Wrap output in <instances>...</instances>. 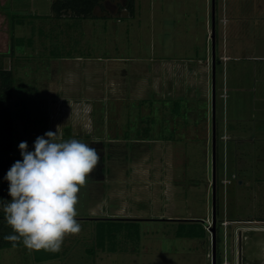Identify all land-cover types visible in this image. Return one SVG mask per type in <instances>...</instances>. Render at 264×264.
<instances>
[{
  "label": "rangeland",
  "instance_id": "rangeland-1",
  "mask_svg": "<svg viewBox=\"0 0 264 264\" xmlns=\"http://www.w3.org/2000/svg\"><path fill=\"white\" fill-rule=\"evenodd\" d=\"M50 3L0 1L10 37V49L4 33L0 38V67L12 69L13 97L29 102L26 118L13 123L15 161L22 160L20 142L26 141L31 151L37 136L56 130L65 140L75 138L94 148L99 161L78 192L81 231L66 236L58 255L45 264H211L212 63L207 59L202 70L192 67L201 65L197 58L204 57L205 44L212 49V14L210 32L202 33L204 1L134 0L130 15L123 7L126 0H103L94 9L96 16L66 14L64 20L49 19ZM218 11L219 4L216 39ZM181 57L192 58L185 79L180 77L183 64L174 69L187 95L167 97L164 72L153 78L148 66L153 60L176 63ZM233 65L226 61L223 71L216 62L214 72L215 249L220 264H233L232 256L236 264L230 216H264L263 201H248L256 177L262 176L254 167L236 170L246 181L239 186L242 200L235 204L227 196L231 141L220 137L222 115L228 122L238 114L241 123L264 122V109L238 111L230 103L227 109L225 101L223 109L219 91L224 75L233 80ZM238 67L254 87L249 65ZM153 79L158 81L157 96L148 91ZM256 85L264 88V78ZM246 94L254 95L252 90ZM142 136L157 140H135ZM258 146V139L238 144L246 155ZM190 218L205 223L203 236L177 234L188 227L181 222ZM99 230L105 235L102 245ZM246 233L250 244L245 255L260 258L264 230ZM40 252L49 251H29L22 243L4 246L0 264H40L35 258Z\"/></svg>",
  "mask_w": 264,
  "mask_h": 264
},
{
  "label": "crops",
  "instance_id": "crops-1",
  "mask_svg": "<svg viewBox=\"0 0 264 264\" xmlns=\"http://www.w3.org/2000/svg\"><path fill=\"white\" fill-rule=\"evenodd\" d=\"M0 1L3 2L4 0ZM203 1L204 29L202 33L204 34V31L207 30L210 25V14L212 13V8L210 4L211 0ZM218 4V12L220 14L221 23L218 30L219 38L217 36L216 39L217 32H215L214 36V51L216 41L219 45V52H215V56L218 57L217 62L222 64L223 71L226 61L231 60L236 64L233 65L232 70L233 80H230L227 75H224L222 78L219 96L222 98L223 109H225L224 105L226 104L227 107L229 106V103L231 108H234V110L238 111L244 110L246 108L248 110L264 109V88L259 87L260 89H258V87H256L257 79L262 80L264 78V75L260 73V71H262L264 68V0H214V12ZM46 13L50 16L49 19L64 20L66 18H64V16H66L65 14L59 17L54 16L52 14L51 8ZM5 18V13L0 9V33H2L0 34V36L2 35L0 38L3 37L4 33L5 38L8 39L7 43L10 49V37L8 33L9 27ZM5 21L6 23H3ZM208 31L209 30H207V33ZM204 48V57L197 58V62H202L201 65L195 63L193 66L189 65L192 58L181 57L176 61V63H173L172 60L170 61L167 58H164L163 60H153L151 65L148 66V73H152L153 78H156L157 72H164V91L167 94V97L173 95L185 97L187 95L186 87H184L185 84L182 83L183 80L180 81L181 83L178 85L179 80L177 81L178 76L176 75L178 69L175 73L174 69L179 63L180 65L183 64L182 70H180V77L184 75L182 76V79L188 77L186 72H188L190 66L194 67V69L197 68L198 70L201 68L202 70L204 68V61L207 59L211 61L210 47L208 48V45L206 47L205 44ZM9 51L10 50H8V52ZM237 64L238 66L239 64L249 65L250 71H252V79H255L254 87L251 89L244 79L245 73L239 70L241 65L238 67ZM157 82V79H153L150 84L151 86H149L150 88L148 89V91L152 92L155 96H157ZM249 90H252L254 95L248 97L246 93L249 92ZM214 91L216 93L215 86ZM224 101L226 102L225 104ZM232 119L230 122H228V116L225 115L224 117V115H222L220 134L223 142L225 140L231 141L230 145H226L228 147L227 151L230 152V160L226 161L225 169L231 173V178L226 182L228 199H230L235 204L242 200V197H240L238 193L240 191L239 186L245 184L246 181L245 179L238 177V173L236 171L237 168H244L247 170V168L254 167V172L262 176L256 177L254 184L251 186L252 193L251 196H248V201L249 203L253 202V204H255V201L264 202V146L261 145V141H264V122L254 123L257 126H252L248 123H241L239 121L241 120L239 114L237 117H234L233 121ZM246 128L248 129L246 130ZM256 139L259 140V146L256 151H252L253 153L248 152L246 155L247 151L244 153L246 149L241 150L238 147V144L243 141L254 142ZM135 140L155 141L157 139L149 138V136H142L135 137ZM251 157L253 158V161H251ZM233 181H235L238 185L236 186ZM230 221L232 222V252L234 253V257H236V264H242V261H244V264H255L258 261H264V245H262V256H259L260 258L256 257L254 254L248 257L245 255L249 250L248 246L250 244L249 242H246V232L251 229L264 230V216H255V214H251V216H248V218L230 216ZM232 262L235 264V261H233V256Z\"/></svg>",
  "mask_w": 264,
  "mask_h": 264
},
{
  "label": "clouds",
  "instance_id": "clouds-1",
  "mask_svg": "<svg viewBox=\"0 0 264 264\" xmlns=\"http://www.w3.org/2000/svg\"><path fill=\"white\" fill-rule=\"evenodd\" d=\"M47 137V138H45ZM22 160L7 171L11 200L0 203L11 232L4 240L29 251L58 252L66 236L77 235L78 192L98 164L97 151L78 139H63L56 130L37 136L33 150L19 143Z\"/></svg>",
  "mask_w": 264,
  "mask_h": 264
},
{
  "label": "trees",
  "instance_id": "trees-1",
  "mask_svg": "<svg viewBox=\"0 0 264 264\" xmlns=\"http://www.w3.org/2000/svg\"><path fill=\"white\" fill-rule=\"evenodd\" d=\"M103 0H51L50 8L52 14L56 17L62 15L93 17L96 16L94 9L96 6L101 7ZM125 7L129 14L134 13V0H126ZM215 56V62H217ZM14 76L11 68L0 67V203L8 202L11 197L8 194V181L4 179L7 171L16 160L14 153L13 123L16 119H24L28 114L29 102L26 97L18 99L13 97ZM110 219V218H108ZM187 228L178 229V235L203 236L206 232L205 223L201 219L190 218ZM204 225H203V224ZM11 228L5 223L3 211L0 210V248L12 245L4 240V236L11 232ZM109 234V233H108ZM98 243L103 244L105 235L99 230L97 234ZM19 244V243H18ZM58 252L37 253L36 261L45 264L47 258L56 257ZM216 264H220L221 257L219 252L215 256Z\"/></svg>",
  "mask_w": 264,
  "mask_h": 264
},
{
  "label": "water",
  "instance_id": "water-1",
  "mask_svg": "<svg viewBox=\"0 0 264 264\" xmlns=\"http://www.w3.org/2000/svg\"><path fill=\"white\" fill-rule=\"evenodd\" d=\"M211 33L210 37L212 40L211 49V63H212V98H211V108H212V212H211V224L207 226V229L211 233V264H215V188H214V159H215V128H214V111H215V91H214V77H215V51H214V0H211Z\"/></svg>",
  "mask_w": 264,
  "mask_h": 264
}]
</instances>
